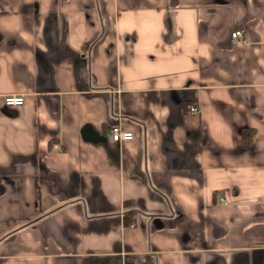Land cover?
<instances>
[{
  "label": "crops",
  "instance_id": "crops-1",
  "mask_svg": "<svg viewBox=\"0 0 264 264\" xmlns=\"http://www.w3.org/2000/svg\"><path fill=\"white\" fill-rule=\"evenodd\" d=\"M0 264H264V0H0Z\"/></svg>",
  "mask_w": 264,
  "mask_h": 264
},
{
  "label": "built area",
  "instance_id": "built-area-1",
  "mask_svg": "<svg viewBox=\"0 0 264 264\" xmlns=\"http://www.w3.org/2000/svg\"><path fill=\"white\" fill-rule=\"evenodd\" d=\"M243 33L241 30H234L230 33V39L232 42L239 41L242 39ZM25 102V99L22 95H9L4 97V104L5 105H22ZM187 109L189 113L197 112V108L193 104L187 105ZM109 137L112 141H127L132 139L133 134L131 131H123L120 129L119 126L114 125L111 126L109 130ZM220 202H225L223 198H219ZM132 226V225H131Z\"/></svg>",
  "mask_w": 264,
  "mask_h": 264
},
{
  "label": "trees",
  "instance_id": "trees-1",
  "mask_svg": "<svg viewBox=\"0 0 264 264\" xmlns=\"http://www.w3.org/2000/svg\"><path fill=\"white\" fill-rule=\"evenodd\" d=\"M244 137V134H243V136H242V138ZM254 138V135L252 134V137L250 138V139H253ZM244 139V138H243Z\"/></svg>",
  "mask_w": 264,
  "mask_h": 264
}]
</instances>
